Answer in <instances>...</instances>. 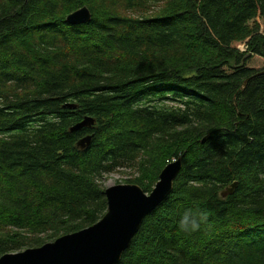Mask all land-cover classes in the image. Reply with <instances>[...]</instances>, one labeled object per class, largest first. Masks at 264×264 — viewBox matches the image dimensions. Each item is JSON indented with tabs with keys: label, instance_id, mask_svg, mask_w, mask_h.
Listing matches in <instances>:
<instances>
[{
	"label": "trees",
	"instance_id": "obj_1",
	"mask_svg": "<svg viewBox=\"0 0 264 264\" xmlns=\"http://www.w3.org/2000/svg\"><path fill=\"white\" fill-rule=\"evenodd\" d=\"M179 157L118 264H264V0H0V257L97 223L103 176L150 193Z\"/></svg>",
	"mask_w": 264,
	"mask_h": 264
},
{
	"label": "water",
	"instance_id": "obj_2",
	"mask_svg": "<svg viewBox=\"0 0 264 264\" xmlns=\"http://www.w3.org/2000/svg\"><path fill=\"white\" fill-rule=\"evenodd\" d=\"M90 20L91 13L87 7H81L66 17L70 25L85 24ZM63 107L73 110L76 105L66 104ZM94 122L93 118L86 116L69 131L74 133L91 128ZM92 139L93 134L86 135L76 147L84 150ZM181 168V157L168 163L148 194L135 184L108 187L104 191L107 210L97 223L40 247L4 254L0 257V264H118L144 219L172 193ZM237 185L234 182L225 188L221 197L232 195Z\"/></svg>",
	"mask_w": 264,
	"mask_h": 264
},
{
	"label": "rangeland",
	"instance_id": "obj_3",
	"mask_svg": "<svg viewBox=\"0 0 264 264\" xmlns=\"http://www.w3.org/2000/svg\"><path fill=\"white\" fill-rule=\"evenodd\" d=\"M239 49L240 51H244L243 47H240ZM137 177H138V174L134 170L117 169L116 171L103 176V179L101 180V185L103 186L104 189H107L108 187L115 186V185H127V184H131L128 182H130L132 179L137 178ZM27 249H31V247L22 248L19 251L11 252V253L22 252Z\"/></svg>",
	"mask_w": 264,
	"mask_h": 264
}]
</instances>
